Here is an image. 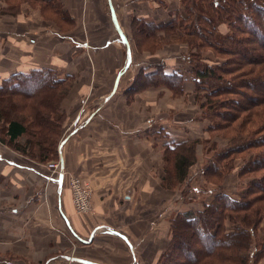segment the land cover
Segmentation results:
<instances>
[{
    "label": "crops",
    "instance_id": "0c3cea01",
    "mask_svg": "<svg viewBox=\"0 0 264 264\" xmlns=\"http://www.w3.org/2000/svg\"><path fill=\"white\" fill-rule=\"evenodd\" d=\"M116 3L104 0L117 39L86 35L79 20L91 7L103 14V0H63L76 21L71 34L49 28L36 14L34 21L0 20V84L12 74L42 69L78 83L61 105L68 113L58 144L62 176L0 143V264H158L169 246L172 195L160 185L158 149L204 129L190 121L194 131L182 129V121L171 119L166 90L134 85L132 68L139 63L127 57ZM157 11L138 17L158 18ZM170 15L163 11L159 18ZM185 56L139 67L163 65L169 73ZM190 84L185 81L184 89ZM70 175L91 185L90 212L74 210Z\"/></svg>",
    "mask_w": 264,
    "mask_h": 264
},
{
    "label": "trees",
    "instance_id": "16d2710c",
    "mask_svg": "<svg viewBox=\"0 0 264 264\" xmlns=\"http://www.w3.org/2000/svg\"><path fill=\"white\" fill-rule=\"evenodd\" d=\"M41 2L59 13L55 7L60 3L56 5V0ZM183 4L184 15L175 12L167 21L136 18L135 21L143 23L139 32L148 38H156L158 32L184 35L190 38V44L198 42L195 44L198 49L211 51L217 59L223 57L222 61L215 60L212 65L198 55L184 57L196 91L204 92L202 98L205 101L199 107L208 110V118L213 116L219 121L209 125L206 132L228 130L241 118V113L245 116L232 129L230 144L202 168L206 183L217 187L220 192L203 204L201 210L177 215L171 226L169 246L162 255V264L166 261L170 264L174 260L173 252L178 249L184 250L188 259L184 264H257L262 260L264 264V229L260 228L264 219V0H183ZM222 24L227 26L223 33L219 29ZM154 69L151 72L140 70L134 85L143 86L146 80L147 86L161 82L172 91H183L187 78L180 71L166 73L163 65L154 66ZM37 75L41 77V83L36 86L38 93L35 95L34 91L31 97L22 96L23 100L30 101L26 106L31 107V125L25 116L7 119L2 110L6 100L16 95V84L6 87L9 92H4V86H0V123L3 136L9 143L30 136L19 150L23 153L35 150L38 158L46 161L58 148L56 137L62 116L58 106L55 107L56 96L52 93L56 91L53 89L67 85L73 77L59 78L56 71L48 69L14 77L22 80ZM42 77L48 80L43 83ZM50 95L54 98H51L53 108L47 102ZM196 143L187 140L165 147L170 153L168 161L173 162V175L171 170L168 173L169 182L172 178L173 183H180L186 178L188 169L196 161ZM238 159L243 162L238 177L252 179L235 199L221 190V181L225 174L234 171V162ZM181 239L192 240L193 246L186 247Z\"/></svg>",
    "mask_w": 264,
    "mask_h": 264
},
{
    "label": "rangeland",
    "instance_id": "374dc122",
    "mask_svg": "<svg viewBox=\"0 0 264 264\" xmlns=\"http://www.w3.org/2000/svg\"><path fill=\"white\" fill-rule=\"evenodd\" d=\"M117 3L115 4V7L118 12L119 20L121 22V25L124 29V32L127 35V42L129 45L130 50L127 51V48L123 46H119L121 49V53L124 56L126 48L127 57L130 56V59L133 60V64L138 62L139 66L146 64L147 61L150 62H156L158 61V57H163L164 59H174L176 56L179 55H193V56H199L202 58V60L205 63H208V65H212L215 60L222 61L223 57L216 58L215 55L211 51H207L206 49H198V42L193 41L191 44L188 42L190 40L189 37L186 36H179L173 34H165V33H159L156 38H148L143 33H140L139 30L143 27V23H139L138 21H135L136 18L144 19L148 21H167L169 17H164L163 19L159 18L160 14L165 11V13L168 15V11H171L172 15H174L175 12H178V15H184V4L183 0H115ZM57 3H60L59 6H56L55 8L59 11V13H56L53 8L50 6L45 5L41 2V0H0V6H2V9H0V15L2 16L0 20L7 21L12 20L14 22H17V20L20 17H25L26 19H31V21H34L36 19L35 14L38 16V18L42 19L44 24H46L49 28L60 30L63 33H74L72 32L75 30L76 21L70 16L68 11L63 5V0H56ZM103 14L96 13L93 9V7L90 8V13L87 11V15L80 16L79 20L81 21V25H84V31L86 35H96L97 40L100 39H117V33L113 31L108 18V12L107 8L104 4L103 0ZM65 8V9H64ZM158 9V11L155 13V17L158 18H141L138 17L140 15H143L144 13H147L150 9ZM89 9V8H88ZM207 10V6L205 7ZM96 13V14H95ZM170 13V12H169ZM264 15V14H263ZM226 25L223 24L219 26L220 31L226 32L227 29ZM262 31L264 32V17H263V25H262ZM137 46H136V45ZM116 45L118 43L116 42ZM248 46V45H247ZM125 47V48H124ZM233 57V56H232ZM231 57V58H232ZM234 59V57L232 58ZM211 61V62H210ZM213 62V63H212ZM178 64V62L176 61ZM179 66L177 67V71H180L181 74H183L187 80L186 82H190L191 86L188 85L187 88L183 89L182 92L172 91L171 89L167 88V86L160 84L154 85V86H147L146 80L143 81V86L145 88H154L156 90L162 89L166 90L165 94H167V100L170 103V117L171 119L180 120L183 122L182 129H188L190 131H194L192 129H189V126L192 125H198L197 131L199 132L202 130L201 135L197 137L195 134L193 138H188L189 141H197L198 143L194 144L195 147V153H196V161L195 163L188 169L186 178L180 182V183H173V180L171 178V181L169 182V171L171 169V162H169L170 153L168 154L163 149H158V152H160L161 155V164L163 165V176L160 177V185L164 189H168L171 191V226L173 223V220L179 215L180 213L184 212H195L202 209V205L205 203H208L212 200L214 195H217L220 190L216 189L217 187H210L209 182L206 183V180L204 179V175H199V173L202 174V168L206 166V163L213 159L215 155L218 153H221L229 144L231 136H233L232 129L237 126L241 118L245 116V114L241 113L240 119L235 121L232 126H230V129L225 131H214V132H206L205 129L211 125L219 122L217 118L210 117L208 118V110L202 109L199 107L201 103H203L205 100L203 97L204 92L203 91H196L195 85L190 80V67L185 63H181L179 61ZM134 67L132 68L133 72H136V75L141 70L145 72H151L154 71V66H146L144 68L140 67ZM152 68V69H151ZM163 66V71H164ZM50 70V69H48ZM33 71H30L28 73H15L9 76V78L5 79L0 86H4V92L6 91V87L10 84H16L14 90L16 89V95H13L9 100H6V104L4 103V106H2V110L5 111V115L7 119L16 118L17 116H25L29 124L31 125L30 121H33L32 118V111L31 107L29 108L26 106V104L29 105L30 101L23 100L24 98L22 96H28L33 95V92L35 91V95L38 93V90L36 88L37 84L39 82L41 83V77L35 76L33 79L23 78L18 79L17 77H14V75H28L30 73H33ZM59 78H65L67 75H64L62 73H59L57 75ZM71 78L73 76H70ZM43 78V77H42ZM229 78V77H228ZM13 79L10 83H8V80ZM48 79L43 78V83L46 82ZM5 82H7L5 84ZM5 84V85H4ZM49 84V83H47ZM67 85L61 86L59 88H54L53 90L56 91V105L55 107L58 110H60L61 121L59 123L60 129L58 130V134L56 137V142L58 140V144L63 138L65 129H66V123H67V111L61 110V105L63 101L68 97L70 92L77 86L78 83H76V79L72 78L70 82L66 83ZM138 86V85H137ZM140 88L142 86H139ZM43 88L41 91L43 92ZM160 89V90H161ZM145 90V89H144ZM186 90V91H185ZM40 92V91H39ZM161 91H158L156 93V96H159V93ZM163 92V91H162ZM59 94V95H58ZM59 97V101H58ZM54 98L50 95L48 97V105L53 108L52 103ZM129 99V98H128ZM5 102V101H4ZM31 105V104H30ZM255 111V110H254ZM58 113V115H59ZM52 117V116H51ZM53 114V119H54ZM190 121L191 124L185 122ZM186 125V126H185ZM188 126V127H187ZM2 123H0V143L8 148L12 153H16L19 156L33 161L36 164L40 166H45L52 176V171L49 168V164L55 162L58 163V148H56L55 153L52 157H49L46 161H41L40 158H38V155L36 151L33 152L28 151V153H23L19 150V147H23L28 140L30 136H24L17 140L15 143H9L7 139L3 136V130H2ZM65 127V128H64ZM188 131V133L190 132ZM161 134V133H159ZM158 135V133H157ZM171 142H173L171 140ZM179 144V143H178ZM173 145V143H172ZM176 145V144H175ZM164 148V147H163ZM165 149V148H164ZM167 160V162L165 161ZM228 160L225 161V163ZM242 160L238 159L234 162V171L225 174L222 183V191L226 194L231 195L233 198L238 199V196L236 194H239V191L242 190L246 184L251 181L252 177H246V178H239L238 177V170L242 166ZM227 164V163H226ZM201 168V169H200ZM61 173V171H60ZM173 175V172H172ZM62 176V175H61ZM69 176L67 178L68 187H69ZM227 179V180H226ZM167 181V182H166ZM168 183V184H167ZM91 202V201H90ZM91 210H92V203H91ZM90 210V211H91ZM89 211V212H90ZM260 228L264 229V219L260 222ZM259 234H262L260 232ZM260 236V235H259ZM183 243H185L186 247L193 246V243L188 241V239H181ZM197 244H200V241L197 242ZM190 250V248H189ZM172 256H174V260L170 262V264H184L188 261L187 258L184 256V250H177V252H173ZM171 256V257H172ZM263 261V260H262ZM262 261H259L257 264H262ZM163 258L161 257L158 264H162ZM166 264L168 262L166 261Z\"/></svg>",
    "mask_w": 264,
    "mask_h": 264
},
{
    "label": "built area",
    "instance_id": "2783aa9c",
    "mask_svg": "<svg viewBox=\"0 0 264 264\" xmlns=\"http://www.w3.org/2000/svg\"><path fill=\"white\" fill-rule=\"evenodd\" d=\"M49 168L52 171V174L62 175V171L60 170L59 162L49 164ZM61 171V173H60ZM52 177V176H51ZM69 189L71 193V201L74 207V210L77 213H87L91 210V194L92 189L91 185L83 180L82 178L70 175L69 176Z\"/></svg>",
    "mask_w": 264,
    "mask_h": 264
},
{
    "label": "water",
    "instance_id": "95a60500",
    "mask_svg": "<svg viewBox=\"0 0 264 264\" xmlns=\"http://www.w3.org/2000/svg\"><path fill=\"white\" fill-rule=\"evenodd\" d=\"M62 171V170H61Z\"/></svg>",
    "mask_w": 264,
    "mask_h": 264
}]
</instances>
